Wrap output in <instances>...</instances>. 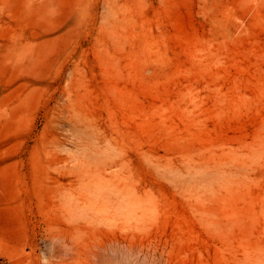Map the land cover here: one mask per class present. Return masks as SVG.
<instances>
[{"label":"rangeland","instance_id":"374dc122","mask_svg":"<svg viewBox=\"0 0 264 264\" xmlns=\"http://www.w3.org/2000/svg\"><path fill=\"white\" fill-rule=\"evenodd\" d=\"M264 264V0H0V264Z\"/></svg>","mask_w":264,"mask_h":264},{"label":"built area","instance_id":"2783aa9c","mask_svg":"<svg viewBox=\"0 0 264 264\" xmlns=\"http://www.w3.org/2000/svg\"><path fill=\"white\" fill-rule=\"evenodd\" d=\"M2 264H4V263H2Z\"/></svg>","mask_w":264,"mask_h":264}]
</instances>
